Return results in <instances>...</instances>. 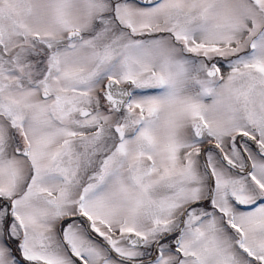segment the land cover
Instances as JSON below:
<instances>
[{
	"label": "snow or ice",
	"instance_id": "obj_1",
	"mask_svg": "<svg viewBox=\"0 0 264 264\" xmlns=\"http://www.w3.org/2000/svg\"><path fill=\"white\" fill-rule=\"evenodd\" d=\"M0 264H264V0H0Z\"/></svg>",
	"mask_w": 264,
	"mask_h": 264
}]
</instances>
